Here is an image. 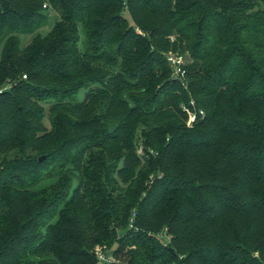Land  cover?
I'll return each mask as SVG.
<instances>
[{
    "label": "trees",
    "instance_id": "1",
    "mask_svg": "<svg viewBox=\"0 0 264 264\" xmlns=\"http://www.w3.org/2000/svg\"><path fill=\"white\" fill-rule=\"evenodd\" d=\"M0 46V264H264V0H0Z\"/></svg>",
    "mask_w": 264,
    "mask_h": 264
},
{
    "label": "built area",
    "instance_id": "2",
    "mask_svg": "<svg viewBox=\"0 0 264 264\" xmlns=\"http://www.w3.org/2000/svg\"><path fill=\"white\" fill-rule=\"evenodd\" d=\"M49 3L45 1L43 7L49 8ZM169 66L171 67L172 77L178 80L184 88H188V83L186 80V64L187 58L184 55L175 54L169 52L166 55ZM27 76L24 75V78ZM182 110L187 114V125L193 126V124L199 119L205 116V111L203 108L199 107L197 102L191 98L189 103H183L181 105ZM167 244V242H164ZM99 258L103 261L110 262L112 257H106L99 251Z\"/></svg>",
    "mask_w": 264,
    "mask_h": 264
},
{
    "label": "rangeland",
    "instance_id": "3",
    "mask_svg": "<svg viewBox=\"0 0 264 264\" xmlns=\"http://www.w3.org/2000/svg\"><path fill=\"white\" fill-rule=\"evenodd\" d=\"M57 20H58L57 13L54 10H51L50 11L49 21H48V23L45 26H43L41 29H39L35 33L21 34L20 35L22 48L27 47L32 42V40L34 39L35 36H37V35H42V36L47 35L53 29V27H54V25H55ZM174 38H175V36H172V39H174ZM1 52H2V47L0 46V57H1ZM170 52H172V51H170ZM175 54H178V53L176 52ZM180 55H182V54H180ZM84 98H85V89L81 90L80 93L77 95V99L80 100V101H82ZM49 183H50L49 180L48 181H44V182H42L40 184V186H45V185H47ZM99 250H100V248H98V251ZM109 257H111V256H109Z\"/></svg>",
    "mask_w": 264,
    "mask_h": 264
},
{
    "label": "water",
    "instance_id": "4",
    "mask_svg": "<svg viewBox=\"0 0 264 264\" xmlns=\"http://www.w3.org/2000/svg\"><path fill=\"white\" fill-rule=\"evenodd\" d=\"M46 157V155H43L39 158L40 161H42L44 158Z\"/></svg>",
    "mask_w": 264,
    "mask_h": 264
}]
</instances>
